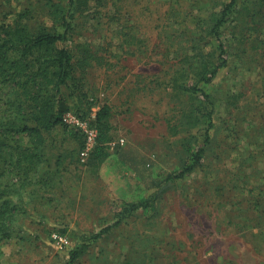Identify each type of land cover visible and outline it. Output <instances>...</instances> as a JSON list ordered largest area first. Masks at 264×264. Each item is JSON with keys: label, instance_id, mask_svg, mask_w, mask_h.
Listing matches in <instances>:
<instances>
[{"label": "rangeland", "instance_id": "obj_1", "mask_svg": "<svg viewBox=\"0 0 264 264\" xmlns=\"http://www.w3.org/2000/svg\"><path fill=\"white\" fill-rule=\"evenodd\" d=\"M226 2L0 0V24L59 31L57 47L88 59L57 94L70 111L109 109L106 157L83 160L73 128L30 130L26 95L43 89L40 75L27 91L0 83V264H264V0H238L224 64L198 80L220 59L209 31ZM193 85L207 97L183 88ZM208 112L201 164L170 180Z\"/></svg>", "mask_w": 264, "mask_h": 264}, {"label": "trees", "instance_id": "obj_2", "mask_svg": "<svg viewBox=\"0 0 264 264\" xmlns=\"http://www.w3.org/2000/svg\"><path fill=\"white\" fill-rule=\"evenodd\" d=\"M72 8H75L76 0H69ZM238 0H227L221 11H219L217 17L214 20L210 28V34L215 39L219 60L212 62L207 73L200 74L199 81L209 82L218 69L224 64L225 60L222 59L225 52V43L221 39V32L223 26L230 20L232 13L236 11ZM65 24H68L65 20ZM15 32V33H14ZM17 40H16V39ZM65 36L59 31L40 30L36 33H28L27 31L0 24V83L5 81L12 82L10 89L13 93L18 91L17 87H22L27 91V88L32 84H36L37 78L40 75L44 80L43 89L33 96L26 95L30 100L28 105H31L29 113L33 120L36 122L34 127H30L32 131H39L40 127L50 128L52 125L62 122V115L65 111L70 110L65 101L61 99L57 94L60 92V86L67 84L68 80H72L73 73L78 68L84 67L88 63L87 58L76 59L70 55L66 47H57V42H64ZM10 51L8 52V50ZM13 49H16L18 57L23 55H30L31 64L34 66L29 71H22L20 64L16 58H12ZM39 51V52H38ZM16 56L15 54H13ZM17 57V56H16ZM44 58L41 65H37L40 59ZM22 73V74H21ZM74 80V79H73ZM71 86V85H69ZM183 86V85H182ZM185 90L192 93L201 92L207 97L197 85L191 87L184 86ZM8 97L6 100H8ZM10 100V99H9ZM14 100V99H11ZM211 112H208L206 118L208 119V126L204 134V138L199 148H197L191 155L188 156L186 162L182 168L177 172L169 176L170 180H182L190 175L196 167L201 164V159L205 150V143L209 140L208 129L211 127ZM79 116H83L78 114ZM109 117V109L107 105H102L95 112V124L98 128L97 145L95 146L89 157H97L98 159H104L106 153L101 146V143L106 141L103 134V128L107 127V119ZM39 126V127H37ZM26 127H23L24 130ZM83 144V140H82ZM81 144V146H82ZM144 206V205H140ZM138 204H132V210L140 207ZM118 220L115 221V225L118 224ZM109 227L102 228L101 231L95 236L99 237ZM80 250H74L71 252L70 261H73Z\"/></svg>", "mask_w": 264, "mask_h": 264}, {"label": "built area", "instance_id": "obj_3", "mask_svg": "<svg viewBox=\"0 0 264 264\" xmlns=\"http://www.w3.org/2000/svg\"><path fill=\"white\" fill-rule=\"evenodd\" d=\"M62 123L73 128L82 135L83 144L80 148L79 155L83 160L89 157L97 145L98 138V128L95 124V112H93L89 118H83L75 112L67 110L62 115ZM50 239L59 247L66 246L69 242L68 237L59 231H52L50 233Z\"/></svg>", "mask_w": 264, "mask_h": 264}]
</instances>
